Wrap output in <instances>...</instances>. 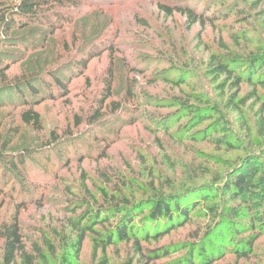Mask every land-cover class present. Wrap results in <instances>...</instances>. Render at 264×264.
Returning <instances> with one entry per match:
<instances>
[{"label":"rangeland","instance_id":"obj_1","mask_svg":"<svg viewBox=\"0 0 264 264\" xmlns=\"http://www.w3.org/2000/svg\"><path fill=\"white\" fill-rule=\"evenodd\" d=\"M161 3L188 6L201 20L167 14ZM50 6V20L15 30L21 44L1 48L17 55L12 80L37 74L47 87L26 103L13 93L0 107V150L25 157L22 175L0 158V264H9L5 234L15 223L32 264H144L154 249L168 255L152 264H183L204 245L214 264H264V85L238 69V90L213 68L221 60L264 63V0ZM185 101L212 115L198 124L204 115ZM28 109L39 112L40 127L24 123ZM244 166L256 176L237 196L228 182ZM174 193L195 208L184 226L161 233L164 220L146 224L135 214L142 253L135 238L98 244L96 235L115 221L111 207H135L144 217L162 194ZM208 205L224 213L210 215ZM100 208L110 220L89 223L98 233L81 230ZM10 264L29 263L18 251Z\"/></svg>","mask_w":264,"mask_h":264},{"label":"trees","instance_id":"obj_2","mask_svg":"<svg viewBox=\"0 0 264 264\" xmlns=\"http://www.w3.org/2000/svg\"><path fill=\"white\" fill-rule=\"evenodd\" d=\"M64 0H13L12 3H8L5 0H0V107L5 102L6 98L16 94L18 97L23 100H29V97H39L41 94V89L39 87L40 84L47 87L44 79H42L39 75H29L27 77H22L19 79L12 80L8 75V71L10 70L11 62H14L17 57L15 53L4 51L1 48L15 47L18 44H21L19 38L14 37L12 32L15 30L24 29L31 24H40L45 22L46 20H50L51 17L48 15H44V11L51 10V4L59 3ZM48 7L45 9V7ZM159 8L167 14H173L175 11L184 12L190 20L191 24L197 23L201 20V15L198 14L195 10L188 6H184L182 4H159ZM99 55V52H93L89 57L92 59L93 57ZM83 66H86L88 60H84ZM258 64L255 63L254 60H249L247 62L238 63L236 61H217L214 63L213 68L214 71L218 74H225L228 76L230 80H233V87L239 90L241 83L244 81V76L241 73H237L238 69H245L249 72L250 77L248 78L250 81L253 79V75H258V82L264 85V63H260V67H257ZM52 83L54 85L59 84L61 87V81L56 77H51ZM234 102V99H231V104ZM29 104V103H28ZM184 108L188 111H191L195 114L204 115V109L200 107H195V105H190V101L182 102ZM212 114L208 113L203 117H200L198 120V124L206 121L210 118ZM22 118L25 124L32 125L35 127H40L42 118L39 112L28 109L23 112ZM264 154V148H263ZM0 158L5 159L11 166H13L19 174H23L20 169V162H24L25 157L20 154H9L4 150H0ZM249 159V158H247ZM247 166L236 170L231 181L228 182V187L231 192H234L237 196H243L245 192H249V184L250 177L255 178L256 174H251V172L246 173ZM209 199L208 197L206 198ZM200 202L197 204V206ZM112 213L111 217L115 219L113 226L106 231V234L102 236L96 235L95 239L98 241V244L102 247H107L114 243V237L117 236L119 240L122 241H130L131 239H136V244L139 246L138 250L142 253V246L139 243L138 235L140 229L137 228V224L134 221L135 216H142V221H146V224L149 222L157 223L161 220H164L166 224L164 227V232L161 233H170L172 229L177 228L178 226H184L190 220V214L195 209L193 205H189V203H183L180 199L179 194H162L152 206L149 215H145L143 217V211H138L135 207H123L122 204H117L114 207H111ZM207 209L209 210L210 215H218L224 213L221 211L217 205H208ZM91 217L85 219V224L81 228V230L86 229V232H95V227L93 225H89L91 221H94L97 224L104 223L110 220V215L107 213V209L100 208L95 209ZM98 211V214H97ZM136 214V215H135ZM135 215V216H134ZM227 216V215H226ZM225 217V216H224ZM228 218V217H227ZM261 224L264 222V216H258ZM145 228V227H144ZM86 232L81 231L78 233L77 239L72 242V245L79 250L83 244V241L86 237ZM6 237V259L10 264L14 261L16 253L19 251L25 257L29 264H32L31 255L26 251L25 247L21 244V234L19 231L18 223L11 225L8 227V230L5 234ZM241 257H248L250 252L241 251ZM167 252H160L157 249L149 250L146 256V262L144 264H152L155 259H160L167 256ZM219 256V255H218ZM217 260V256L211 254L210 251L204 245L199 249V258L193 257V254L189 258V260L183 264H214ZM101 264H107L106 260H103ZM131 264V263H130Z\"/></svg>","mask_w":264,"mask_h":264}]
</instances>
